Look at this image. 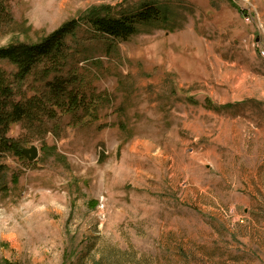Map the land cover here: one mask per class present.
<instances>
[{
	"label": "rangeland",
	"instance_id": "obj_1",
	"mask_svg": "<svg viewBox=\"0 0 264 264\" xmlns=\"http://www.w3.org/2000/svg\"><path fill=\"white\" fill-rule=\"evenodd\" d=\"M146 2L168 19L126 40L86 22ZM71 19L55 70L86 102L9 124L0 264H264V0H0V47ZM50 64L0 59L7 108Z\"/></svg>",
	"mask_w": 264,
	"mask_h": 264
},
{
	"label": "trees",
	"instance_id": "obj_2",
	"mask_svg": "<svg viewBox=\"0 0 264 264\" xmlns=\"http://www.w3.org/2000/svg\"><path fill=\"white\" fill-rule=\"evenodd\" d=\"M168 11L152 2L144 3L135 12L122 13L118 16H109L92 12L87 17V23L96 32L115 39L126 40L135 33L137 27L155 21H166ZM78 27V20L71 19L62 23L39 41L24 43H11L0 47V59H8L16 65L17 70L14 77L23 79L40 62L48 61L50 67L57 69L59 59L66 51V38L72 35ZM60 70H55V75L50 80L45 81L46 92L41 98H29L23 104L12 103L7 108V103L3 100L13 92L12 86L7 83L4 74L0 71V151L14 148L15 144L5 138V132L10 123L18 122L23 118L34 117L36 107L42 101L65 102L67 108L76 110L78 105L86 102L83 94L74 89H69L71 80L57 74ZM41 107V106H40ZM44 107H42L43 109ZM22 155L21 149L17 152ZM4 176V165L0 163V181ZM98 264V263H97ZM100 264V263H99Z\"/></svg>",
	"mask_w": 264,
	"mask_h": 264
},
{
	"label": "water",
	"instance_id": "obj_3",
	"mask_svg": "<svg viewBox=\"0 0 264 264\" xmlns=\"http://www.w3.org/2000/svg\"><path fill=\"white\" fill-rule=\"evenodd\" d=\"M21 152L29 161L34 160L38 154V150L35 145H31L30 147L27 148H22Z\"/></svg>",
	"mask_w": 264,
	"mask_h": 264
}]
</instances>
